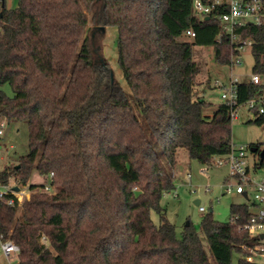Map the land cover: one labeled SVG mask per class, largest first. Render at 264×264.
Here are the masks:
<instances>
[{"label": "trees", "instance_id": "16d2710c", "mask_svg": "<svg viewBox=\"0 0 264 264\" xmlns=\"http://www.w3.org/2000/svg\"><path fill=\"white\" fill-rule=\"evenodd\" d=\"M4 2L0 84L13 94L0 89V120L28 123L29 152L0 178L43 187L29 184L36 169L53 175L57 188L20 206L0 200V240L18 246L19 264H214L211 257L234 264V253L256 243L241 228L254 216L253 203L232 204L227 222L210 210L203 237L191 222L178 237L162 198L176 188L180 148L209 167L234 147L232 107L222 100L207 112L212 104L197 95L202 68L194 47L213 46L215 59L232 65L238 47L253 41L252 71L262 81L238 84L244 105L264 96V26H239L233 40L220 19L227 1L208 19L195 12L194 0ZM91 21L118 27V65L130 93L100 52ZM247 122L264 126V113ZM254 165L262 168L264 160Z\"/></svg>", "mask_w": 264, "mask_h": 264}, {"label": "rangeland", "instance_id": "374dc122", "mask_svg": "<svg viewBox=\"0 0 264 264\" xmlns=\"http://www.w3.org/2000/svg\"><path fill=\"white\" fill-rule=\"evenodd\" d=\"M17 4L18 0H6L8 8L16 7ZM1 7L2 2L0 1V9ZM90 27V32L93 34L100 52L108 60L116 79L121 83L125 91L130 93L129 85L118 65V27L96 28L92 21L90 22ZM183 39L190 40L192 37L185 35ZM194 57L202 68L198 75L197 95L212 104L207 109V112L210 113L222 101V89L216 87L215 83L217 81L229 86L235 77L243 82L249 81L253 74L254 56L249 48H245L241 52L240 62H235L232 65L218 62L215 59L213 46H195ZM0 89L6 91L9 95L13 94L10 86L7 84H0ZM249 115L250 111L247 105L240 107L237 116L233 118L232 132L235 147L247 145L251 149L252 144H258L260 153L253 155L249 152L250 165L254 167L255 161L260 162L261 159L264 160V126L247 122L251 119V115ZM144 126L146 127L145 123ZM2 129L3 133L0 134V170L10 165L18 157L26 155L29 152V126L27 122L6 121ZM148 135L154 141L156 149L163 157L162 150L156 143L150 130H148ZM218 159L219 157H216L213 165L206 167L198 160L191 158L186 148L178 150L177 166L174 168L176 188L170 193L165 194L162 198V204L167 210V217L176 226L178 237H181L188 222H191L196 231L203 237L201 221L210 210H212L216 220L227 222L231 217L232 204L253 203V192L250 186L247 187L249 199L243 194L226 192L225 185L230 182L235 183L237 180L230 175L228 165L225 163L219 164L217 162ZM253 176L257 180L264 179V167L254 170ZM49 182L50 180L41 175L36 169L32 172L29 180V184L31 185H45ZM207 188H210V190L208 191ZM174 192H177L179 196L176 197L173 194ZM197 199L200 200L199 205L204 206L206 211H201L199 205L195 204V200ZM151 216L155 223L159 224L160 218L158 213L152 211ZM211 259L215 264L212 257ZM239 260V254L234 253V264H238ZM0 264H19L18 253L12 252L8 257L2 248L1 240Z\"/></svg>", "mask_w": 264, "mask_h": 264}, {"label": "built area", "instance_id": "2783aa9c", "mask_svg": "<svg viewBox=\"0 0 264 264\" xmlns=\"http://www.w3.org/2000/svg\"><path fill=\"white\" fill-rule=\"evenodd\" d=\"M1 2L3 0H0ZM227 1L228 11L220 16L223 31L228 34L233 40L238 39V35L235 30L239 26L256 25L264 26V0H194L195 12L203 19H208L213 9L223 2ZM187 34L195 36L192 30H188ZM218 38L217 41H219ZM253 46L252 40L245 41L238 47L242 52L245 48L251 49ZM241 54L236 56L235 62H240ZM253 83H260L262 81L260 75L252 74L250 80ZM241 81L237 77L232 79L231 84L228 86L222 84L219 81L215 83L216 87L222 89L221 98L224 102L232 107V116L236 117L240 107L238 105V84ZM250 111L251 119L257 118L260 114L264 113V96L259 99H251L246 104ZM6 121L0 120V134L3 133V127ZM255 149V150H253ZM257 148L254 146L249 149L247 145H241L239 147H233L232 151L222 157H219L217 162L219 164H227L230 170V175L236 178L235 183H228L225 185L226 192H236L243 194L249 199L248 186L252 188L253 192V204L255 210H253L254 216L251 222L243 225L244 230L250 233L251 236L257 238L256 243L253 245H244L239 252L240 259L250 264H264V179L257 180L253 176L254 167L250 165V153L256 154ZM250 152V153H249ZM190 177V174L188 173ZM50 182L39 188H31L29 185L23 184L20 181L11 178L5 181L0 178V200H6L10 206H20L25 201L29 200L33 193L47 192L54 193L57 188L53 183V175H50ZM17 188V189H15ZM209 191L210 188H207ZM171 192V191H170ZM170 192H164V195ZM176 197L179 196L177 192L173 193ZM201 211H206V208L199 205ZM40 240L43 243H48V238L45 235L40 236ZM2 248L5 254L9 257L12 252H19L18 246L12 240L1 241Z\"/></svg>", "mask_w": 264, "mask_h": 264}, {"label": "water", "instance_id": "95a60500", "mask_svg": "<svg viewBox=\"0 0 264 264\" xmlns=\"http://www.w3.org/2000/svg\"><path fill=\"white\" fill-rule=\"evenodd\" d=\"M5 5V2H4V0H3V3H2V6H4ZM2 16V13H0V17ZM253 150H255V149H253ZM15 189H17V188H15ZM195 204L196 205H199L200 204V200L199 199H197V200H195ZM190 224V222H188L187 223V225H189Z\"/></svg>", "mask_w": 264, "mask_h": 264}, {"label": "crops", "instance_id": "0c3cea01", "mask_svg": "<svg viewBox=\"0 0 264 264\" xmlns=\"http://www.w3.org/2000/svg\"><path fill=\"white\" fill-rule=\"evenodd\" d=\"M175 173V172H174ZM175 178H176V176H175Z\"/></svg>", "mask_w": 264, "mask_h": 264}]
</instances>
